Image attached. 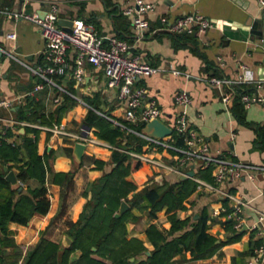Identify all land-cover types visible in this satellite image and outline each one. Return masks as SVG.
Listing matches in <instances>:
<instances>
[{"label": "crops", "instance_id": "1", "mask_svg": "<svg viewBox=\"0 0 264 264\" xmlns=\"http://www.w3.org/2000/svg\"><path fill=\"white\" fill-rule=\"evenodd\" d=\"M147 1L152 2L154 7L142 14L148 22V29L140 40H136L137 33L131 17L122 13L124 8L134 6L135 0H0V4L11 9L22 8L27 12L42 13L46 11L49 2H54L59 19L79 18L88 21L105 38V43L109 37L125 40L130 45L131 53L138 54L143 61L159 69L149 75L139 76L135 85L147 88L148 97L154 99L160 107L161 118L165 123L171 124L175 114L181 111L186 115L188 126L208 143L212 154L222 153L245 163L264 166V148L256 143L259 132H264V107L259 103H252L249 107L243 105L244 108L240 109L233 96L225 103L221 99V92L204 81V78L211 76L235 78L242 71L241 65H246L249 73L262 81L261 86L247 84V89L264 97V51L248 40V27L245 25L248 15L260 8L258 1ZM189 13L203 14L212 20L213 26L201 33L192 27L178 36L165 29L166 22L163 18L170 22ZM11 31L16 33L14 40L5 37ZM0 49L5 51L0 50V99H12L11 106H0V137L8 130L10 135L6 140L19 145L23 134L31 137L33 129H37L38 151L42 154L46 150L53 154L50 159L52 170L72 172V186L50 185V207L45 215H34L26 225L16 222L8 224L15 245L25 252L28 246L37 243L41 235L55 241L63 240L67 221H76L90 198V191H87L89 183L110 169L112 151L103 147L85 146L82 160L78 163L73 156L74 143L70 140L52 136L50 132L33 126L13 127L8 120H18L19 109L31 102L45 118H49L59 102L65 107L60 112L59 121L64 122L69 129L78 130L85 124L84 119L89 110L114 123V120L124 122L125 107L117 98V88L107 85L104 71L87 62L83 65L84 81L81 84H76L72 76L67 74L56 79L62 89L44 85L29 94L38 78L25 64L34 67L41 63L43 49L39 28L31 22L13 21L0 16ZM6 51L14 57L6 54ZM67 56L72 64L74 51L69 50ZM174 69L181 73H172L171 70ZM184 72L190 76H185ZM232 88L233 86L225 89ZM181 89L189 92L191 102L176 106L173 95ZM39 120L29 122L51 125ZM89 128L96 134L94 127ZM125 142L126 139L121 138V143ZM95 160L103 161V166L98 167ZM11 170L15 173L17 171L16 168ZM130 178L139 190L152 180L161 182L165 178L174 181L177 175L166 173L156 177L154 170L144 164L134 170ZM27 184L32 185L34 182H21L22 187ZM223 187L240 193L248 201L249 205L242 214L248 224L257 219L255 209L264 211V170L256 172L253 178L243 175L233 181H226ZM131 196L132 192L128 194V198ZM62 203V213L54 218ZM183 205L185 208L177 211V215L181 218H197L201 213L206 214V233L215 237L216 242L220 241L221 245L205 257L192 258L189 252L177 254L172 258L171 264H247L260 239L247 227L235 230L231 221H224L223 215L219 213L214 214L226 205L224 199L216 193L197 191L195 188L183 201ZM130 210L136 219L127 222V236L141 239L150 254L153 246L147 241L145 230L153 223L169 230L171 222L168 214L165 209L157 211L155 216H151L148 210L136 207ZM227 222L231 223L237 238L230 240L231 234L225 226ZM262 226L264 228V222ZM11 249L6 247L5 253L10 254ZM77 255L78 252H75L72 257ZM20 262L21 258L14 257L7 264ZM258 264H264V257Z\"/></svg>", "mask_w": 264, "mask_h": 264}, {"label": "trees", "instance_id": "2", "mask_svg": "<svg viewBox=\"0 0 264 264\" xmlns=\"http://www.w3.org/2000/svg\"><path fill=\"white\" fill-rule=\"evenodd\" d=\"M232 89L231 96L238 108H244L241 95L250 92L247 86L238 84ZM36 108L32 102L27 103L19 109L18 120L32 122L40 119L41 122L56 123L65 107L57 102L49 118H45ZM84 123L94 127L98 137L119 147L140 151L144 143L138 135L121 130L107 117L93 110L88 111ZM128 126L141 131L144 124ZM33 132L31 137L23 134L19 145L6 140L10 135L8 130L0 137V264H7L14 257L21 258L20 264H171L172 258L177 254L189 252L192 258L205 257L221 245L220 241L216 242L215 237L206 233V214L201 213L197 218H181L177 215V211L185 208L183 201L195 191L194 180L178 176L174 181L163 178L161 182L152 180L137 190L130 175L145 163L125 152L113 150L110 169L89 183L87 191H90V198L85 202L78 219L74 222L67 221L65 235L72 239L71 245L64 246L62 241L41 235L37 243L28 246L23 252L22 248L15 245L8 224L16 222L26 225L34 215H45L50 207V185L70 187L73 184L72 172L52 170L50 159L53 154L46 150L39 153L38 130L33 129ZM121 138H125L126 142L122 144ZM256 143L264 148V132H259ZM95 162L98 167H102L104 163L100 160ZM4 166L8 170L16 168L15 174L21 182L33 180L34 184H27L18 190L5 178ZM195 173L206 180H213L210 168L199 167ZM131 192L132 196L128 198ZM123 200L130 206L116 216ZM132 207L148 210L151 216L165 209L171 222L169 230L154 223L146 228L147 241L153 246L148 255L144 253L147 248L141 239L127 236V222L136 219L130 213ZM63 208L62 203L54 218L60 216ZM225 226L231 234L230 240L237 238L231 223L227 222ZM6 247L12 248L10 254L5 253ZM75 252L78 255L72 257Z\"/></svg>", "mask_w": 264, "mask_h": 264}, {"label": "built area", "instance_id": "3", "mask_svg": "<svg viewBox=\"0 0 264 264\" xmlns=\"http://www.w3.org/2000/svg\"><path fill=\"white\" fill-rule=\"evenodd\" d=\"M257 1L259 7L264 8V0ZM153 7L154 4L147 0H135L134 6L122 10L124 15L131 17L132 25L137 33L136 40H140L148 29V22L142 14L152 10ZM0 16L13 21H28L39 28L43 40L42 62L34 67L25 64L38 78V82L29 94L43 88L44 85L62 89L56 83V79L67 74L72 76L76 84H81L84 81L83 65L87 62L94 67L101 68L107 77V85L117 88V98L123 103L125 110L124 122L114 120V124L121 130L138 135L144 140V143L140 151L134 148L119 147L98 137L91 128L86 129L82 126L78 130H73L61 121L46 126L26 120L9 119V125L13 127L16 125L33 126L50 132L52 136L68 139L72 143L80 142L85 146L91 145L111 151L125 152L150 166L156 177H161L166 173H173L181 177L186 175L189 165L193 164L194 175L187 178L195 181L196 190L216 193L226 201V205L214 214L219 213L223 215L224 221H231L235 230L246 225L248 230L259 237L260 242L249 257L247 264L259 263L260 259L264 257V228L262 226L264 211L255 209L257 219L248 224L242 215L244 208L249 205L248 201L240 193L224 188L223 183L233 181L243 175L253 178L256 172L264 170V166L245 163L222 153L212 154L208 143L188 126L186 115L181 111L175 114L171 124L165 123L161 118L160 107L154 99L148 97L147 88L135 85L139 76L149 75L159 69L143 61L138 54L131 53L130 45L125 40L109 37L105 43V38L97 33L91 23L79 18L71 19L72 24L69 29L66 25H59L57 5L54 2L48 3L43 16L37 12H27L22 8L11 9L0 4ZM162 20L166 22L165 29L172 34L182 33L192 27L201 33L213 26L212 20L201 13L184 14L170 22H167L166 18ZM5 37L14 40L16 33L7 32ZM69 50L75 53L72 64L67 56ZM6 54L14 57L7 51ZM241 70L235 78L211 76L204 78V81L216 87L221 92L222 101L228 103L233 89L228 90L225 89L226 87L238 84H255L256 86L262 84L261 80L255 79L249 73L246 65H241ZM171 72L181 73L176 69ZM183 74L187 77L190 76L185 72ZM241 101L245 107H249L252 103H259L264 107V97L256 91L242 93ZM173 102L176 106L188 105L191 102V96L184 89L177 90L173 95ZM11 104L12 99H0L2 107H9ZM154 119L165 123L171 129V133L162 137H151L142 130L137 131L128 126L138 123L145 125ZM199 167L210 168L213 180L209 181L197 176L195 171Z\"/></svg>", "mask_w": 264, "mask_h": 264}, {"label": "water", "instance_id": "4", "mask_svg": "<svg viewBox=\"0 0 264 264\" xmlns=\"http://www.w3.org/2000/svg\"><path fill=\"white\" fill-rule=\"evenodd\" d=\"M45 14V11L42 13H39L40 16H43ZM59 25H66L69 27L72 24L71 20H64L59 19L58 20ZM245 25L248 27V40L250 42H253L257 46H260L264 51V8H259L255 13H251L248 15ZM1 54V51H0ZM86 129H89V126L83 125ZM142 131L145 132L148 136L151 137H162L167 134L171 133V129L163 123L159 119H154L150 122H147L144 127L142 128ZM85 151V144L76 142L73 145V156L75 161L78 163L81 162L82 156ZM4 171H6L5 178L11 183L13 187H16L18 190L22 189V185L20 180L17 178L15 172L13 170H8L7 166L3 167ZM194 175L193 171V164L190 165V169L186 172V175H182L181 179H186L187 177H192ZM129 205L126 201H122L118 212L116 213V216H119L121 213L126 211L128 209ZM246 225H244L242 228H245ZM62 243L64 246H70L72 243V239L68 235L63 236ZM145 254H149V251H145ZM130 260H133V258H130Z\"/></svg>", "mask_w": 264, "mask_h": 264}]
</instances>
